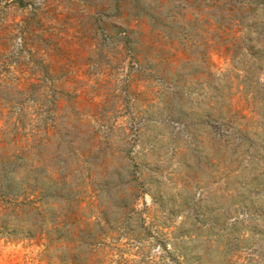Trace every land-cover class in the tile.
Wrapping results in <instances>:
<instances>
[{"label": "rangeland", "instance_id": "rangeland-1", "mask_svg": "<svg viewBox=\"0 0 264 264\" xmlns=\"http://www.w3.org/2000/svg\"><path fill=\"white\" fill-rule=\"evenodd\" d=\"M0 264H264V0H0Z\"/></svg>", "mask_w": 264, "mask_h": 264}]
</instances>
